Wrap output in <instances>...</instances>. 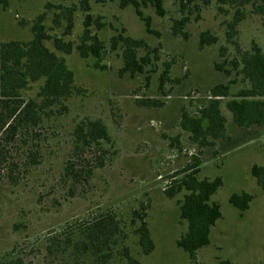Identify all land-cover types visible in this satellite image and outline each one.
I'll list each match as a JSON object with an SVG mask.
<instances>
[{
    "label": "rangeland",
    "instance_id": "1",
    "mask_svg": "<svg viewBox=\"0 0 264 264\" xmlns=\"http://www.w3.org/2000/svg\"><path fill=\"white\" fill-rule=\"evenodd\" d=\"M84 2L12 0L7 10L0 9V42L30 41L33 23L46 12L49 34L73 43L70 55L60 54L75 77V92L43 121L39 138L24 149H13L12 157L24 152L27 156L15 172L17 183L0 172V257L14 255L22 257L25 264H44L49 236L111 212L121 222L129 236L125 242L141 264H219L221 260L264 264V193L251 176L254 164L264 165V127H238L226 108L230 97L221 98L228 139L200 147L181 126L183 112L197 117L212 98L214 86L228 85L231 94L249 86L230 63L236 53L226 42V22L233 11L219 9L217 0L208 6L201 0L191 2L186 10L190 21L185 39L172 32L174 21L182 16L177 0H164V16L149 3L142 4L144 14L152 20L150 33L132 4L123 7L121 0H87L91 10L85 12ZM48 4L52 7L47 8ZM59 5L75 10L67 36L65 20L61 25L53 22ZM246 12L235 40L244 51L256 44L264 53V17L253 14L251 7ZM86 14L104 25L101 29L91 27L106 44L101 60L104 70L95 67V57L84 59L76 49ZM206 31L217 36L218 42L202 48L200 35ZM119 33L147 44L139 50L140 57L150 59L143 74L121 75L122 50L110 49L111 38ZM46 44L54 50L51 41ZM222 46L227 48L223 58ZM166 69L169 79L161 86ZM43 84L44 80L30 84L22 95L36 98ZM144 101H154L157 106H141ZM88 119H101L112 143L104 142L73 156L75 127ZM31 154L38 163L32 162ZM69 160L81 175L77 181L65 175ZM196 160L200 179H223V186L212 197L220 204L223 216L212 229L211 244L190 259L177 246L187 227L179 215L183 193L170 198L166 190L174 182L172 176ZM243 191L253 194L254 199L247 211L240 212L231 206L229 197ZM142 205L155 243L150 255L141 252L130 226L133 212L141 211Z\"/></svg>",
    "mask_w": 264,
    "mask_h": 264
},
{
    "label": "trees",
    "instance_id": "2",
    "mask_svg": "<svg viewBox=\"0 0 264 264\" xmlns=\"http://www.w3.org/2000/svg\"><path fill=\"white\" fill-rule=\"evenodd\" d=\"M123 7L132 4L136 14L145 23L146 30L153 32L152 20L142 10V4L148 3L154 7L159 16H164V0H121ZM182 16L174 21L173 35L188 39L185 31L190 21L186 12L191 2L195 0H177ZM204 6L211 4L212 0H201ZM12 0H0V9L7 10ZM219 9L229 13L232 18L226 22V42L235 47L236 56L231 60V66L243 75V80L249 83L246 88L240 89L236 94H231L230 87L218 84L211 89V99L200 110L197 117H192L183 112L181 126L183 130L191 133V139L200 147L214 146L218 140L228 139L226 134L227 117L221 110V98L230 99L226 108L230 111L234 123L242 128L264 127V53L262 49L253 44L250 51H244L235 40L239 33V25L247 16L246 8L251 7V12L264 17V0H217ZM83 10L89 12L90 6L85 0ZM52 7L48 4L47 8ZM200 9L199 5H195ZM225 7H228V9ZM59 13L55 14L53 22L61 25L65 20L66 32L69 35L74 24V9L64 6L55 7ZM225 9V10H224ZM46 12L40 14L31 27L32 39L30 41L9 40L0 42V172L13 183H17L15 172L20 168L24 153L19 157H12L15 147L18 149L28 147L30 141L36 140L38 130L43 121L50 117L51 111L69 99L75 92L74 72L68 67L66 59L61 54L70 55L73 43L60 37L49 34L45 25ZM84 29L81 34L80 44L76 46L80 56L84 59L95 57L96 68L106 69L101 65V60L106 49V44L92 33L93 25L101 29L104 25L98 20L93 22L89 14L85 15ZM51 41L54 50L47 46ZM218 42L217 36L209 31L200 35L199 45L204 48ZM147 44L143 40L135 39L129 35L119 33L110 40V49L122 50L123 66L121 75L129 73L131 76L143 74L149 65L147 56H139V50ZM61 53V54H60ZM227 48H220V56L226 57ZM221 68L220 64L216 65ZM230 74L229 71H227ZM169 70L166 69L161 76V86L169 79ZM44 80L36 98L26 99L22 92L27 87L38 81ZM233 83V82H232ZM141 106H157L154 101L140 102ZM206 124V125H205ZM35 134V136H33ZM112 143L106 124L101 119H88L80 121L74 130V144L72 155L86 153L101 143ZM34 163L37 158L30 155ZM100 165H103L101 161ZM199 162L193 164L174 176L172 185L166 190L170 198L183 193L179 200V215L186 222V230L177 240V246L188 254L190 259H195L198 251L211 244V232L222 218V209L212 197L223 186V179L217 176L213 179L198 177ZM92 170L88 172L90 175ZM65 175L74 177L77 181L80 174L74 168L72 161H67ZM251 176L264 193V165L254 164ZM254 195L248 192L233 193L229 203L240 212L250 208ZM147 212L144 205L142 210H135L130 226L138 238V246L144 255H150L155 250V243L147 221ZM129 236L122 228L121 222L114 213H104L90 221H84L65 228L59 233L49 236L46 241V254L44 264H141L134 257L130 247L126 244ZM55 260V263L52 261ZM58 261V262H56ZM0 264H25L20 256L6 255L0 257ZM219 264H231L228 260H221Z\"/></svg>",
    "mask_w": 264,
    "mask_h": 264
}]
</instances>
